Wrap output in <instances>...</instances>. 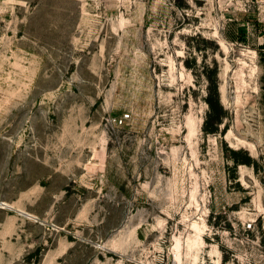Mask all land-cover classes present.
I'll use <instances>...</instances> for the list:
<instances>
[{
    "label": "rangeland",
    "instance_id": "rangeland-1",
    "mask_svg": "<svg viewBox=\"0 0 264 264\" xmlns=\"http://www.w3.org/2000/svg\"><path fill=\"white\" fill-rule=\"evenodd\" d=\"M0 264H264V0H0Z\"/></svg>",
    "mask_w": 264,
    "mask_h": 264
},
{
    "label": "trees",
    "instance_id": "trees-1",
    "mask_svg": "<svg viewBox=\"0 0 264 264\" xmlns=\"http://www.w3.org/2000/svg\"><path fill=\"white\" fill-rule=\"evenodd\" d=\"M203 1V0H202ZM196 2H200V0H196ZM256 22L258 23V19H256ZM239 40H243L241 38H244L242 33H238ZM207 103L210 106V112L207 115V118L204 122V131L208 134L211 133H217L219 132V127L223 124V119L225 117V113L223 111V108L221 107V104L219 102V93H218V85L217 82L213 81L210 87V95L207 99ZM237 160V158L235 159ZM243 164L247 165H253L251 159L247 157L244 159Z\"/></svg>",
    "mask_w": 264,
    "mask_h": 264
},
{
    "label": "built area",
    "instance_id": "built-area-1",
    "mask_svg": "<svg viewBox=\"0 0 264 264\" xmlns=\"http://www.w3.org/2000/svg\"><path fill=\"white\" fill-rule=\"evenodd\" d=\"M124 121H125V119H120L119 123H120V124H123Z\"/></svg>",
    "mask_w": 264,
    "mask_h": 264
},
{
    "label": "bare ground",
    "instance_id": "bare-ground-1",
    "mask_svg": "<svg viewBox=\"0 0 264 264\" xmlns=\"http://www.w3.org/2000/svg\"><path fill=\"white\" fill-rule=\"evenodd\" d=\"M251 150V149H250ZM253 150V149H252ZM4 205H6V204H4ZM174 250H177V247L176 248H174Z\"/></svg>",
    "mask_w": 264,
    "mask_h": 264
}]
</instances>
